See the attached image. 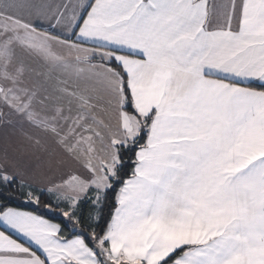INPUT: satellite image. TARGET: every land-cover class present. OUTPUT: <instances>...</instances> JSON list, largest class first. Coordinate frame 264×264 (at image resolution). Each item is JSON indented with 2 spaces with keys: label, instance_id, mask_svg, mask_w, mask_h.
<instances>
[{
  "label": "snow or ice",
  "instance_id": "6c2138e0",
  "mask_svg": "<svg viewBox=\"0 0 264 264\" xmlns=\"http://www.w3.org/2000/svg\"><path fill=\"white\" fill-rule=\"evenodd\" d=\"M0 264H264V0H0Z\"/></svg>",
  "mask_w": 264,
  "mask_h": 264
}]
</instances>
